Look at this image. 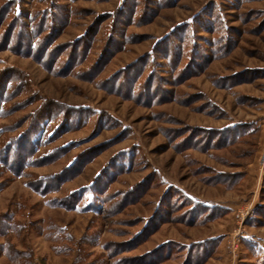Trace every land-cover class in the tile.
<instances>
[{
  "label": "rangeland",
  "instance_id": "rangeland-1",
  "mask_svg": "<svg viewBox=\"0 0 264 264\" xmlns=\"http://www.w3.org/2000/svg\"><path fill=\"white\" fill-rule=\"evenodd\" d=\"M0 264H264V0H0Z\"/></svg>",
  "mask_w": 264,
  "mask_h": 264
}]
</instances>
